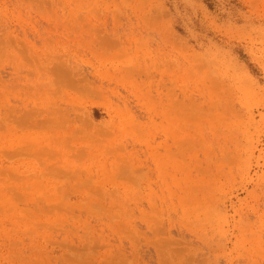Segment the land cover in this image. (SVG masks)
Masks as SVG:
<instances>
[{"label":"rangeland","instance_id":"1","mask_svg":"<svg viewBox=\"0 0 264 264\" xmlns=\"http://www.w3.org/2000/svg\"><path fill=\"white\" fill-rule=\"evenodd\" d=\"M0 264H264V0H0Z\"/></svg>","mask_w":264,"mask_h":264}]
</instances>
